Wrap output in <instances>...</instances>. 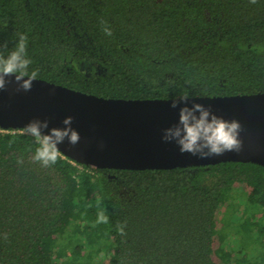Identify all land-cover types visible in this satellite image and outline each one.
Wrapping results in <instances>:
<instances>
[{
	"label": "trees",
	"instance_id": "trees-1",
	"mask_svg": "<svg viewBox=\"0 0 264 264\" xmlns=\"http://www.w3.org/2000/svg\"><path fill=\"white\" fill-rule=\"evenodd\" d=\"M18 34L38 79L103 98L264 92V0H0V54ZM37 147L0 128V264H264L263 166L45 168Z\"/></svg>",
	"mask_w": 264,
	"mask_h": 264
},
{
	"label": "water",
	"instance_id": "water-1",
	"mask_svg": "<svg viewBox=\"0 0 264 264\" xmlns=\"http://www.w3.org/2000/svg\"><path fill=\"white\" fill-rule=\"evenodd\" d=\"M171 100L103 98L38 78L25 91L10 77L6 78V88L0 89V128L24 129L35 119L42 134H50L53 127L75 130L79 142L72 146L65 137L58 147L63 156L91 168H173L222 161L253 162L264 167V92L189 96L175 108ZM184 103L189 107L200 103L218 116L239 121L241 151L207 158H200L199 153H181L176 138L165 137L169 135L167 129L178 123ZM68 116L73 119L65 125L63 120ZM44 121L47 127H43Z\"/></svg>",
	"mask_w": 264,
	"mask_h": 264
},
{
	"label": "clouds",
	"instance_id": "clouds-1",
	"mask_svg": "<svg viewBox=\"0 0 264 264\" xmlns=\"http://www.w3.org/2000/svg\"><path fill=\"white\" fill-rule=\"evenodd\" d=\"M256 2L257 0H250V3L255 4ZM104 32L108 36L112 35L111 29L107 26H105ZM18 36L19 39L14 50L7 56L0 54V89L6 88V78L14 77L15 82L27 91L32 88L33 81L38 78L36 70L29 71L32 61L28 57L27 36L24 34H18ZM188 99V94L174 97L171 100V107L175 108L178 102H186ZM72 119L71 116L65 117L63 123L70 125ZM47 124L48 122L44 121L43 127H47ZM40 127V122L34 119L24 126V131L25 134L32 136L35 143L39 145L32 154L31 160L45 168L54 165L61 157L62 153L58 145L64 142L65 137L72 146H75L80 140L79 133L70 128L62 130L53 127L50 134H42ZM241 131L242 126L235 119L228 120L218 116L211 111L210 107L200 103H195L191 107L184 103L179 110L178 123L167 129L169 135L165 139L176 138L181 153L188 152L193 155L199 153L200 158H207L222 156L226 152H240L242 149ZM19 162L22 163V160ZM107 222V216L100 213L97 223ZM125 227L126 223L117 225V230L121 235L126 234ZM6 238L7 236H5Z\"/></svg>",
	"mask_w": 264,
	"mask_h": 264
},
{
	"label": "rangeland",
	"instance_id": "rangeland-1",
	"mask_svg": "<svg viewBox=\"0 0 264 264\" xmlns=\"http://www.w3.org/2000/svg\"><path fill=\"white\" fill-rule=\"evenodd\" d=\"M236 191H238V190H236ZM236 196H238V192H237V194H236ZM235 201L236 202H239V204H241V202H242V200H241V196L240 197H237L236 199H235ZM247 212L246 213H250L251 212V209L249 208L248 210H246ZM223 213V209L222 208H220L219 209V211H218V213H217V216L219 217V216H221V214ZM236 239V236L232 233V234H229V236L226 238V241H225V248H226V246H227V248H229V247H231V246H233L234 245V240ZM100 260H101V256H100V254H98V256H95V259H94V261H95V264H100ZM218 264H231V263H222V262H218Z\"/></svg>",
	"mask_w": 264,
	"mask_h": 264
}]
</instances>
